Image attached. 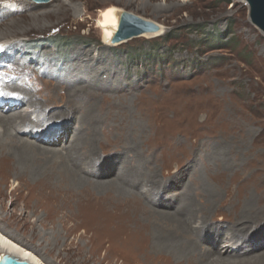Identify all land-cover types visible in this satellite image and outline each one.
<instances>
[{"label": "rangeland", "instance_id": "obj_1", "mask_svg": "<svg viewBox=\"0 0 264 264\" xmlns=\"http://www.w3.org/2000/svg\"><path fill=\"white\" fill-rule=\"evenodd\" d=\"M13 1L14 11L0 13V56L7 64L0 72V79L5 81H0V93L20 97L22 107L12 112L1 110L0 116L27 113L31 125L17 123L14 134L18 132L33 146L60 151V165L78 176L88 175L91 181L80 182L71 192L56 185V178L44 187L37 178L16 179L15 162L8 153L12 147L0 144V159L7 163V173L0 171V232L41 264H148L135 256L127 241L135 224L114 215L124 208V203L116 200L129 193L124 188L112 191L110 184L116 177L126 179L125 171L134 153L146 158L148 149H155L151 154L148 151L151 164L157 162L155 170L148 173L141 169L138 175L140 185L136 188L144 195L142 200L149 207L164 210L183 207L185 196L188 204L195 195L199 198L213 193L214 203L209 211L205 207V213L196 215L189 240L204 248L213 242L221 245L232 237L243 244L250 241L256 246L253 250L243 248L241 253L231 255L219 249L226 254L221 258L230 262L241 259L236 264H264V34L250 21L246 3ZM111 11L129 12L165 30L158 37L138 36L109 46L104 17ZM32 41L38 44L36 50L31 49L33 55L25 51L26 43ZM56 42L59 47L52 46ZM154 54L156 62L147 58ZM14 76L18 84L13 83ZM31 96L46 115L64 111L69 106L65 97L78 103L80 110L87 105L92 108L104 121L95 129L98 140L92 143L93 155L82 153L81 143L77 147L85 134L84 113L82 132L79 124L73 123L66 133V125L45 117L29 101ZM111 128L114 130L107 131ZM122 130L123 139H130L127 144L119 139ZM54 131L58 134L51 146L38 137ZM82 147L87 150V145ZM67 153L70 160L62 157ZM114 156L113 164L106 168L105 162ZM139 162L142 165L143 161ZM216 163L223 167L219 175H214ZM134 172L138 174L139 169ZM148 174L157 177V185L164 187L153 185L144 190ZM174 175L178 177L175 183ZM126 188L134 190L131 184ZM137 205L132 206L139 217L144 207L139 203V209ZM249 210H253L249 213L253 218L244 222L249 230L235 231L240 237L229 233L231 225H242L241 219H246L244 214ZM140 215L143 218L145 214ZM201 218L204 221L198 222ZM214 228L222 237L213 241Z\"/></svg>", "mask_w": 264, "mask_h": 264}, {"label": "bare ground", "instance_id": "obj_2", "mask_svg": "<svg viewBox=\"0 0 264 264\" xmlns=\"http://www.w3.org/2000/svg\"><path fill=\"white\" fill-rule=\"evenodd\" d=\"M128 1H130V0H126V2H128ZM12 10L14 11L13 4L12 5L3 4V5L0 6V13L2 11H4V12L6 11V12L9 13V12H12ZM119 12H121V11H118V12L111 11V12H108L106 14V16L104 17V21H105V24H106V25H104V30H105V33H106L105 41H106V43L108 42L109 46H115V45H118V44L122 43V42H120V43L113 44V43H111V40H110L115 35V33L117 31L118 16H119L118 14H119ZM158 27H159V30L156 33H154V34H143L141 36L146 35L145 36L146 38H153V37H158V36L162 35L165 29L163 28V26H158ZM126 41H128V40H126ZM5 86L8 87V89H16V87L13 86L12 84H9V85L5 84ZM32 99H33V96L29 97V101L31 103H33L37 108H39L38 110L40 112H44V116L45 117L49 116L51 119L55 118V119L60 120V123H64L63 125H66L64 131L66 133L69 131L68 130L70 128L69 126L71 124H73V123L79 124L80 131H81V127H82V113H84L85 114V122H84L85 134L83 135V137H81L79 143L77 144V147L81 143V147L79 148L80 151L82 153H84L85 155L89 156V157L91 155H93L91 150L93 149L94 146H92V143L95 144V142L98 140V135H97V132L95 131V129L98 126H101L104 123V121L98 119L97 114L94 113L92 108L87 107L88 106L87 105L85 108L80 110L78 103L71 102V100L68 97L67 98L65 97L64 100L69 106H66L64 111H62V112L59 111L60 113H58V114L46 115L45 109L41 110L39 104H37L36 101L32 102ZM46 107H47V105H46ZM106 108H104V109H106ZM18 109L19 108H15L14 110L16 111ZM112 110H114V109H112ZM21 114H22L21 116H17L18 118L16 116H10V117H1L0 116V129H1V132H0V144L5 143L1 147H5V146H11L12 147V149H10V151H8V153H10L9 154L10 155V157H9L10 160L13 159L14 162H15V171H13V173L15 172L14 175H15L16 179H19V178H23L24 179L26 177H29V179L31 177L35 178V179L37 178V182H41L42 183L41 186H43L44 184L50 183V181H52L53 178H56V180H57L56 181V185L59 184L60 186H64L67 189V191L69 190L71 192H74L73 189L77 188L79 186L80 182H82V181H86V182L91 181L90 180L91 178L88 177V175L83 176V177H81L80 175L78 176L70 168L63 167L62 165H60V158L61 157H59L58 155L59 154L63 155V154H61L60 151H57L59 153L58 154L57 152H54V151L44 150L39 145L38 146L37 145L33 146V145H31L33 143L27 142L26 140L21 139L18 136V134H19L18 132H16L14 134L13 131H16V129H17V126H15L17 123H18V125H21V126H29V125H31L30 120L28 119L27 113H25V114L21 113ZM76 114L79 115L78 119H76V117H75ZM188 118H189V116H188ZM181 121H180V123H181ZM119 122H120V120H119ZM229 122L230 121H228V123ZM233 123H235V121H233ZM15 127H16V129H15ZM112 129L114 130V128H111V129H109L107 131H110ZM54 132H56V133L54 134V133L46 132L44 135H41V136L39 135L38 137H39V139H41V141L44 144L46 143L47 145L51 146V145H53L55 143V139L57 138V136H55V135L58 134L57 131H54ZM122 133H123L122 134V138H119L120 141L123 142V144H124V142L125 143L127 141L129 142L130 139L129 140L128 139H123V137H124L123 135L125 134V130ZM12 137H14V138H12ZM242 137H243V135H242ZM61 139H62V137H61ZM242 139H244V138H242ZM75 141H77L76 138H75L74 142ZM74 144L75 143L71 144V146H73ZM83 145H87V150H85V148L82 147ZM227 145H229V144H227ZM48 149H49V147H48ZM71 149H72V147L69 149V152H70ZM154 150L155 149H152V150L149 151V149H148L150 154L152 152H154ZM148 151L146 153L144 152L146 158L143 157L144 155L142 156V158H140V155L138 153H134L133 154L134 156L132 157L129 166H128L127 170L125 171V174H127L126 179H122L121 177H116L114 179V181H112V184H110L111 190L114 188L117 191H119V190L123 191V188H124L125 189L124 190L125 193H129L128 196L130 198L123 193L122 196L125 195L124 198L123 197L122 198L119 197L118 198L119 200H116L118 203H120V205L122 203H124V208L119 214L114 213V215H115V217L118 216V217L122 218V220H123V218L124 219H128L129 223L132 222V223L135 224V225H131L130 229H132V232H129L128 233L129 237H127V239H128L127 241H128V243H129V245L131 247L132 252H134L135 256H137V257L140 256V257L144 258L145 261L148 264H236V263L240 262L241 259H239V260L237 259V262H230V259H228V258L223 259V258H221V256L222 255L226 256V254L222 253L221 250H219V249H223V250L227 251L228 254H231V255H235V254L241 253L243 251V248H246L247 250H253L254 249L253 246H255V245H251L250 241L245 243V244H243V243H241V242H239L237 240L232 239L233 238L232 236H231L232 238H227L223 242H220L221 245H218V244L216 245V243H214V242L213 243L209 242L210 243L209 246H206L205 248L202 247V246L200 247L195 242V240L194 241H190L189 240L190 235H191L189 231H190V228H192L191 225H194L196 223V215H199L200 213H205L204 212L205 207H206V210L208 209V211H209L211 203L212 202L214 203V200H213L214 195H213V193H208L207 196L201 193L202 197L199 196V198H196V195H195L194 200L191 201L193 204L191 202H189L187 204V200L188 199L185 196V197H183V201L185 203V205L183 207L178 206V207H175V208H168V209H164V210H162V209L158 210V209L155 208V206L149 207L146 204V202H144L142 200V198H141V196H144V195H142V192L136 188V185H140V177H138V175H140V171H142L141 169H146L145 171H147V172L149 171V172L152 173L153 169H154V165L157 163V162H155L154 165L151 164V162L149 161V158H148V156L150 155V154H148ZM62 157H64L67 160H70V158L68 156V153L66 154V156H62ZM114 157H110V158L107 159V161L105 162L106 165L104 164L106 166V168L107 167L109 168L110 165L113 164L112 161H114L116 159V156H114ZM136 159H139V160L136 161ZM181 159H182V157H181ZM139 161H143L142 165H140V166L138 165L139 163H141ZM143 163H145L147 165H145ZM195 165H196V163H195ZM215 165L217 167H216V173L214 175H219L220 172H222L221 168H223V167H221L217 163ZM5 166H7L6 161H4V160L1 161V159H0V171L2 170L4 173H7V170H5ZM135 168L139 169L138 174L134 172ZM111 173L114 174L113 172H111ZM177 173H179V172L177 171L176 174ZM175 175L173 177L174 178V181H173L174 183L176 182V180L178 178V177H175ZM187 176H188V174H187ZM193 176H194V174H193ZM145 178H146V175H145ZM146 180H147L148 184H145V182H144V184L142 185V187H144V190H146L147 188H150V186H153V185H156V188L157 187H160V188L164 187L163 185L162 186L157 185L158 179H157V177H155L152 174H148ZM214 180H215V177H214ZM238 180H239V178H238ZM222 181H224V180H222ZM124 182H126V184H122ZM250 182H252V180H250ZM129 184H131V186H132V188L134 190L126 188V186H128ZM256 184H255V186H256ZM249 186H250V183H249ZM31 188H33V187H31ZM166 188L167 187H165V189ZM198 188H200V186H198ZM252 188H254V187H252ZM152 189L154 190L155 188H152ZM242 189L243 188H241V190ZM200 192H203V191H200ZM229 192H231V191H229ZM197 193H198V191L196 192V194ZM82 194H83V192H82ZM241 194H242V191H241ZM137 197H139V198H137ZM228 197H230V196H228ZM113 198L117 199V197L115 198L114 196H113ZM151 200L152 199H150V201ZM139 203H140V205H142L144 207V210L142 211V213L145 214V215L143 216V218H142V215H140L142 213H139V217L137 216L136 212L138 210L136 208H135L136 209L135 210L134 207L132 206V205H135V204L139 205ZM155 203H156V201H155ZM117 204H116V206H118ZM191 204H192V206H191L192 208H190ZM140 207H139V209H140ZM200 207H202L203 209L200 208ZM117 209H118V207H117ZM104 212L106 213V211H104ZM251 212H253V210H249L247 212L248 214H246L244 212L245 213L244 215H246V219L242 220L240 218L242 225H237L238 228H236V226H234V225L232 227V225H231V227H229V233H234L235 234L234 236L240 237V232H238V234H236L235 231L241 230V229L249 230L248 229L249 225H247V223L245 224L244 222L248 221L250 218H253L249 214ZM97 220H99V219H97ZM105 221L107 222V220H105ZM202 221H204V220L201 218L200 221H198V222H202ZM76 225H78V224H76ZM109 225H110V223H109ZM256 225H260V223H256ZM262 225H264V223ZM225 230H227V229H225ZM252 232L250 231V233L248 235L250 236L252 234ZM211 234H212L213 241L218 239L219 237H222L220 235L219 231L216 230L215 228L211 230ZM225 234H226V232H225ZM224 237H227V236H224ZM191 238H193V237H191ZM247 253H249V252H247ZM261 253H264V251L261 252ZM3 254H8L10 256H14V257H17L19 259L26 260V261H28V262H30L32 264H41L28 250H26L23 247L17 245L16 243L11 241L9 238L4 236L0 232V257ZM258 254H260V253L258 252ZM239 256H241V255H239ZM262 262H263V260H262Z\"/></svg>", "mask_w": 264, "mask_h": 264}, {"label": "water", "instance_id": "obj_3", "mask_svg": "<svg viewBox=\"0 0 264 264\" xmlns=\"http://www.w3.org/2000/svg\"><path fill=\"white\" fill-rule=\"evenodd\" d=\"M34 3H46L49 0H30ZM248 6L249 19L264 34V0H239ZM118 26L111 43H120L143 34H154L159 30L156 23L140 18L126 11L118 14ZM0 264H32L8 254L0 257Z\"/></svg>", "mask_w": 264, "mask_h": 264}, {"label": "trees", "instance_id": "obj_4", "mask_svg": "<svg viewBox=\"0 0 264 264\" xmlns=\"http://www.w3.org/2000/svg\"><path fill=\"white\" fill-rule=\"evenodd\" d=\"M32 43V44H31ZM31 43H26L27 45H26V47H25V51L26 52H29V54H31V55H33V50L35 49H37L38 48V44L37 43H35V41H32ZM53 47H59V45H58V43L56 42V45L54 44V45H52ZM31 49H33V50H31ZM153 50L155 51L156 50V48L154 47L153 48ZM60 51V50H59ZM147 58H149L152 62H156L157 60H156V55L154 54V55H150V56H148Z\"/></svg>", "mask_w": 264, "mask_h": 264}]
</instances>
